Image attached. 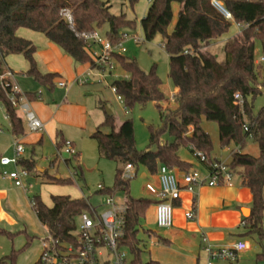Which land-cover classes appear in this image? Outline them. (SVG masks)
Segmentation results:
<instances>
[{"label": "trees", "instance_id": "trees-1", "mask_svg": "<svg viewBox=\"0 0 264 264\" xmlns=\"http://www.w3.org/2000/svg\"><path fill=\"white\" fill-rule=\"evenodd\" d=\"M139 1L125 0L132 10ZM149 1L147 14L141 19L140 26L147 42H153L158 37L161 39L169 57V78L179 90L173 99L176 109H163L159 105L166 101V95L161 89L162 80L156 67L144 72L135 59L115 54L116 63L128 77L115 80L111 84L112 89L122 98L127 109L156 104L163 127L159 130L150 128V147H156L155 151L137 149L134 124L129 119L117 126L114 117H108L91 135V139L97 143L100 157L122 166L116 172L114 187L103 191L106 195L119 192L126 194L128 211L121 244L130 249L135 264H140L139 227L153 204L149 199L131 196V180L123 179L125 166L132 165L136 170L142 167L151 175H157L162 165L188 173L194 167L181 159L182 148H188L192 155L195 151L202 152L213 161V141L202 126L204 121L218 124L220 147L232 151L229 167L239 175L242 186L253 195L252 213L245 219L246 236L263 241L264 107L254 115L253 101L249 102L248 98L254 100L260 94L259 80L264 72V62L256 63L255 58L256 42H260L264 59V0H216L231 15L232 20H228L213 5V0ZM175 4L179 5V11L174 23ZM65 9L71 11L72 24L63 16ZM111 9V2L103 0H0V71L4 69L7 57L22 56L29 64L28 77L44 87H54L57 75L41 73L35 59L36 46L17 36L21 29L44 35L77 64H90L93 68H99L85 36L106 29L105 38L116 44L129 31L137 29L136 20L129 19L126 14L114 15ZM233 23L246 27L226 41L224 60L220 61L216 55L204 51L214 41L224 37ZM173 24L174 28L170 32ZM186 51L190 53L185 54ZM10 92L0 87V103L12 133L20 136L24 134V121L8 98ZM237 93L242 97V106L234 104ZM24 96L30 102L39 98L37 93H26ZM164 135L174 141L161 145ZM249 140L258 146V156L245 152ZM64 144L59 142L58 148H63ZM79 158L77 153L67 163L73 167L76 177L84 181ZM20 164L29 173L34 171L33 162L22 160ZM45 176L50 185H74L72 178L57 179L47 173ZM51 201L50 207L40 196H34L33 211L39 223L55 238L70 241L78 217L89 210L88 203L84 198L74 199L68 195L52 196ZM0 235L11 239L16 237V234L2 228ZM27 240L23 249L13 250L3 262L15 264L18 256L33 242L31 237H27ZM259 257L264 258V255ZM148 264L159 263L150 261Z\"/></svg>", "mask_w": 264, "mask_h": 264}, {"label": "crops", "instance_id": "crops-1", "mask_svg": "<svg viewBox=\"0 0 264 264\" xmlns=\"http://www.w3.org/2000/svg\"><path fill=\"white\" fill-rule=\"evenodd\" d=\"M148 3L150 5V1ZM240 31L241 29L239 28V32ZM17 36L31 41L36 46L37 51L35 59L41 73L53 74L57 75V77L54 79L53 88L44 87L33 78L26 75L29 70V64L22 56L13 55L5 59L4 67L16 74V82L22 93L24 95L26 93L39 94L37 100L33 102L28 100V102L33 112L43 122L44 131L41 133H31L28 130L26 121L23 120L24 134L15 136L11 131L10 123L6 116L9 128L7 133L0 129V139L5 136L4 138L9 146L1 151H3L2 153L4 154H11L13 152V145L17 140L20 141L24 147H31L33 152L25 149L22 160L33 162L35 166L34 172L37 173V176H45L46 173L49 174L48 170L40 168L33 158L35 148L51 147L56 150V152L60 153L63 148L59 149L58 143L70 141L76 152L79 153L75 142L76 136L80 137V134L84 132L90 135L91 138V135L102 123H100V121H102V116L99 115L100 113H97V116L93 118L94 116L92 114L97 111V108L92 110L91 101L93 100L97 106L98 98L93 96V94L98 93V97H102L101 93L105 92L101 85L104 80L103 72H105L106 69L93 68L90 64H77L69 55L63 52L58 46L51 43L42 34L21 29L17 32ZM229 39L231 38H228L226 41ZM219 41L220 39L214 41L210 46L218 44ZM258 62L259 61H256V63ZM21 76L23 79L20 78ZM79 81H87V84L79 85ZM60 83H64L65 87H60ZM111 91L116 95L112 87ZM178 91L179 90L176 88L175 93H178ZM99 99L100 104L103 103V100L101 98ZM112 116L113 113L108 111L106 119ZM166 143L168 142L161 140V145H165ZM181 159L183 160L184 158L181 157ZM213 159L224 161L222 158L217 157ZM55 161L56 158L50 161V167L54 168L57 166V161ZM183 161L191 163L194 169H202V166L195 159ZM65 164L67 167H71L68 165L67 160ZM20 166L24 168L22 164H20ZM14 170L15 167L13 166L3 167L0 165V228L9 233L16 234V237H19L17 243L12 246L11 252L13 250L20 251L23 249L27 244V237L33 238L30 248L34 250L35 256L32 260V264H38L41 255V239L37 238V242H35V245L33 244L36 240V236H34V226L39 222L32 208V198L35 195L30 192V185L28 186L26 181L24 184L28 191H25L24 188L16 187L13 181L3 176L4 171L12 172ZM137 170L134 169L135 175ZM175 170H177L178 173L181 172L178 169ZM142 176L148 180L146 190L150 196L140 199H149L153 201L147 213L152 211L153 220L154 223H156V205L158 203V198L148 189V186L151 185L159 189V175H151L145 170ZM54 177L57 179L62 178L58 173H56ZM72 198L85 199L86 196L82 194ZM87 199L89 200V197H87ZM252 203L253 195L248 188L242 186L241 178L237 173H235L232 187L221 185L218 187L206 186L197 188L194 191L183 190L181 198L175 203L174 227L171 228L172 230L169 232H166L163 235L164 237L160 240L161 243L169 248L166 250V257L176 260L177 264H204L206 256L203 252L202 237L205 235L216 247H232L239 240H246L249 243L250 249L241 253L236 262L238 263L243 260L245 258L243 255L252 250V245L249 241L255 240L256 243L260 242L256 240L257 237L255 239L254 237L246 236L248 231L244 223L245 219L251 216ZM48 206L51 207L52 202ZM193 209L196 210V217L194 220H188L186 214ZM246 211L250 213L248 217L245 216ZM0 236L8 238L13 243L14 238L11 239L6 235ZM259 244L263 246L261 247L263 252L261 255H264V240ZM257 258L260 260L259 256H257Z\"/></svg>", "mask_w": 264, "mask_h": 264}, {"label": "rangeland", "instance_id": "rangeland-1", "mask_svg": "<svg viewBox=\"0 0 264 264\" xmlns=\"http://www.w3.org/2000/svg\"><path fill=\"white\" fill-rule=\"evenodd\" d=\"M103 1L111 2V12L114 15L126 14L129 19L137 21V29L135 31H129L127 33L129 38L124 41L126 52L122 55L131 59H135L138 62L140 69L144 72H150L152 68L156 67L157 74L162 80L161 89L166 95V101L160 103L159 105L163 109H176L174 100L170 98V94L175 92L176 87L172 80L169 78V57L163 48L161 39L158 37L153 42H147L144 38V34L140 26L141 19L144 18L147 14L149 1L140 0L138 5L133 10L127 5L125 0ZM173 10L175 13V23L179 10L177 4L173 5ZM173 28L174 26H171L169 31L171 32ZM105 32L106 29L100 31V34L103 38H105ZM238 33L239 27L237 24L233 23L229 32L220 39L218 44L209 46L205 48L204 51H209L210 53L216 55L220 61L224 60V45L226 40L228 38H233ZM134 36H138L142 41L140 43H136L134 40ZM101 50V46L93 45L94 52L99 53L101 52ZM255 58L256 61H261L262 50L260 42H256ZM112 62L114 64V68H107L105 72H103L104 80L101 86L105 92L101 93L102 97H98V93L93 94V96L97 97L98 99L96 98L97 106L93 100L91 101V108L92 110H95L97 108V111L99 112H93L92 115L94 117H92L95 118L97 116V113H100L99 115L102 116V121H100V123H104L106 120V116H108V111H110L113 113L115 124L117 126H120L125 120H132L134 124L137 149L139 151H146L149 149L151 151H155L156 147H150V128L152 127L155 130H159L163 127L160 117V110L154 103H150L146 106H136L133 109H127L124 102H121L118 97L111 91L110 85L115 80L126 79L128 76L116 63L114 56H112ZM20 78L23 79L22 76ZM259 93L260 94H258L254 100L252 99V97L248 98L249 102L253 101L254 115H257L259 111L264 107V72L261 74L259 80ZM99 98L103 100V103L100 104ZM17 112L19 116L24 121H26L25 115L20 108L17 109ZM202 126L205 131L211 136V139L213 141L212 157L222 158L224 161L230 162L232 151L231 149L220 147L218 124L214 122L204 121ZM8 128L9 124L6 120V113L4 107L0 103V129H2L3 132L7 133ZM80 135V137L76 136L75 142L78 147L77 150L81 155L80 163L84 172V181L80 180L77 177H73L75 171L72 166H66L65 161L69 160L70 158L65 154L63 149L60 155L59 152H56V150L52 149L51 147L35 148L33 158L40 168L47 169L50 176H54L56 173H58L63 179L71 177L74 180L73 186H51L47 184V176H37V173L34 171L28 178L24 179V182L26 181L27 185H30V192L35 196H40L46 205H50V203L52 202V196L64 194L71 197H78V195L83 194L86 196V198L89 197V201L94 206H99L103 201V196L98 193V186L102 185L105 188L114 187L116 172L122 166L118 162H113L101 158L98 152L96 141L92 140L90 138V135H87L84 132H82V134ZM4 137L0 139V155L10 158L12 157L13 152L11 154H4L2 153L3 151H1L2 149L9 146L7 145L6 139ZM161 140L168 143L174 141L173 138L168 135H164ZM247 144L248 145L246 147V152L253 156H258V146L251 140H249ZM24 149L33 152L32 148L29 146H25ZM180 155L182 158H184L183 160L195 159L188 148H182L180 150ZM55 158L57 159V166L54 168L50 167V161L54 160ZM144 171V168L140 167L137 170L136 175L130 181L131 196L136 199L146 198L150 196V194L146 190V184L148 180L143 178L142 176ZM117 197L119 200L123 201L126 199V194L124 192H119L117 193ZM170 230L172 229L158 228L156 223H154L152 211H149L147 213L146 219L141 222V225L139 227L138 238L140 240L139 249L141 251L140 264H148L150 261H156L159 264H177L176 260L166 257V250L169 248L160 242V240L164 237L163 235ZM34 232V236H36V240L33 243L34 245L35 242H37V238L42 239L48 236V230L43 228L39 222H37L34 226ZM18 238L19 237H15L12 243V241H10L8 238L0 236V264H12L10 261H6L4 263L3 259L6 256L10 255L12 246L17 243ZM256 240L259 242L258 238ZM249 242L252 245V250L243 255V257L245 258L238 263L234 261L227 264H264V258H260V260H258L257 258V256L263 254L261 250V247L263 246L259 244L261 241L259 243H256L255 240H250ZM30 247L18 256L15 264H32L35 252L34 250H31L32 248ZM125 250L129 254L130 261L135 262V257L131 253L130 249L125 248Z\"/></svg>", "mask_w": 264, "mask_h": 264}, {"label": "built area", "instance_id": "built-area-1", "mask_svg": "<svg viewBox=\"0 0 264 264\" xmlns=\"http://www.w3.org/2000/svg\"><path fill=\"white\" fill-rule=\"evenodd\" d=\"M213 5L220 11L223 6L216 0ZM221 12V11H220ZM65 20L72 24L71 11L65 9L63 12ZM228 20H232L231 15L225 10L221 12ZM242 30L245 25H238ZM129 38L124 35L118 43H112L107 38H103L99 32H94L85 36L90 45L91 55L99 69H113L112 56L124 54L126 49L124 41ZM136 43L142 40L134 36ZM93 45L101 46V52L93 51ZM186 51L185 54H189ZM261 58L259 63H263ZM16 74L4 67L0 71V87L4 91L11 90L8 94L13 107L20 108L25 115L28 130L31 133H41L44 131L43 122L37 117L30 107V104L16 82ZM79 85H86L87 81H79ZM65 87L64 83L59 84ZM177 93L170 95L171 99ZM119 100L123 101L119 97ZM234 104L242 106L243 100L239 93L234 96ZM248 131V128L245 127ZM65 154L72 159L77 152L70 141H66L63 147ZM25 149L20 141H15L13 145L12 157L0 156V165L3 167L13 166L12 172L4 171L3 176L14 182L16 187H25L24 179L30 176L27 169L20 166ZM61 155V152H60ZM194 158L202 166L201 170L178 173L175 169H170L162 165L159 169V189L149 185L148 189L156 195L158 203L156 205V225L160 229H171L174 227L175 203L181 198L183 190L194 191L202 187H218L221 185L232 187L235 172L229 167V163L219 160L210 161L205 154L199 151L193 153ZM135 176L132 165L124 168L123 179L131 180ZM76 177V173L73 174ZM105 187L98 186V193L103 196V201L99 206H94L87 198L89 210L83 212L77 219V226L71 235L70 241H63L55 238L49 231L48 236L40 240L41 255L38 264H135L130 261L129 254L122 246L124 238L125 216L128 211L127 199L121 201L117 194L106 195L103 193ZM34 203L32 202V206ZM196 210L186 214L188 220H194ZM245 226V223H244ZM203 252L206 256L204 264H227L236 261L239 255L250 249L249 243L239 240L232 247H216L209 239L202 237Z\"/></svg>", "mask_w": 264, "mask_h": 264}, {"label": "water", "instance_id": "water-1", "mask_svg": "<svg viewBox=\"0 0 264 264\" xmlns=\"http://www.w3.org/2000/svg\"><path fill=\"white\" fill-rule=\"evenodd\" d=\"M222 9H223V11H225V9H224V8H222ZM220 11H221V12H223L222 10H220ZM248 212H249V211H248ZM249 214H250V213H248V214H246V213H245V216H246V217H248V216H249Z\"/></svg>", "mask_w": 264, "mask_h": 264}, {"label": "bare ground", "instance_id": "bare-ground-1", "mask_svg": "<svg viewBox=\"0 0 264 264\" xmlns=\"http://www.w3.org/2000/svg\"><path fill=\"white\" fill-rule=\"evenodd\" d=\"M246 213H248V211H246Z\"/></svg>", "mask_w": 264, "mask_h": 264}]
</instances>
